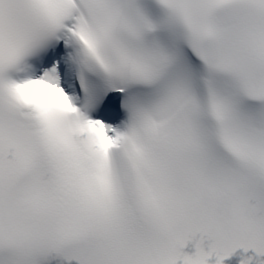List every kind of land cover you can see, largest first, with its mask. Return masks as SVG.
I'll return each instance as SVG.
<instances>
[{"label":"snow or ice","instance_id":"1","mask_svg":"<svg viewBox=\"0 0 264 264\" xmlns=\"http://www.w3.org/2000/svg\"><path fill=\"white\" fill-rule=\"evenodd\" d=\"M239 248L264 264V0H0V264Z\"/></svg>","mask_w":264,"mask_h":264}]
</instances>
